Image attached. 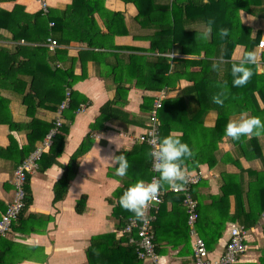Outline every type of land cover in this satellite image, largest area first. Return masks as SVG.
Wrapping results in <instances>:
<instances>
[{
    "label": "crops",
    "instance_id": "1",
    "mask_svg": "<svg viewBox=\"0 0 264 264\" xmlns=\"http://www.w3.org/2000/svg\"><path fill=\"white\" fill-rule=\"evenodd\" d=\"M45 1L47 13L43 11L41 0H0V16L4 11L11 16L18 4L23 8L19 11L18 18L30 21L26 14L42 11L47 15L50 9L63 12L73 3V0ZM164 2L167 3L166 0ZM204 2L207 3L208 0ZM104 6L123 16V24L116 27L122 31L121 34H115L113 39L111 35L105 36L102 40L106 44L105 48L89 46L87 40L80 37L67 44L58 43L53 49L49 47V41L41 43L49 48L47 61L37 65L47 73L43 87L47 89L48 86L59 85L61 91L62 84L65 83L61 77H49L51 67L65 73L73 71L74 76L85 74L83 79L67 88L79 92L87 98V102H80L85 107L79 111L74 110L72 120L67 117L70 111L64 116V128L68 126V129L67 132L60 131L64 146L57 162L45 169L38 168L30 174L28 183L33 202L18 221L14 222L11 230L0 238V264H136L134 256L128 254L127 243L123 241L125 236L122 232L124 226L119 218L121 215H116L114 211L118 205L122 208L119 204L120 197L130 185L141 180L149 181L146 179L150 173L149 148L140 143L137 136L144 131L150 107L163 90L167 94L164 100L166 105L164 102L163 104L168 134L187 143L192 155L196 154L198 157L184 158L182 168L186 175H201L193 192L200 210L196 228L198 235L207 244L210 258L217 259L222 254L229 240L231 227L240 223L248 225V249L234 264H261L264 256V211L255 224H248L243 219L233 221L232 217L236 215L237 209L243 216L241 201L244 212H249V190L255 180L253 173H264V134L258 137L260 148L250 145L252 137L245 138L248 156L245 155L241 147L225 135V125L229 120H238L241 113L229 108L231 114L226 116L225 122L221 114L224 110L223 103L215 104L212 101L214 95L221 91L223 93L224 90L219 87L218 91H200L205 87L200 83L204 73L202 61H207L208 57L223 60V46L220 55L214 49L209 56L205 53L206 46L200 49L199 54L194 51L185 54L179 45H173L167 52L153 51L150 36L155 33L156 28L149 22L145 25L138 19L139 9L135 3L104 0ZM230 8L226 21L231 23L236 34H243L249 40L259 35L253 50L261 54L257 64L258 71L263 72L264 47L260 48L259 42L264 39V0L231 1ZM195 11L191 17L186 16V27L197 29L201 33L208 31V36L203 41L206 43L211 40L212 28L204 14ZM94 15L99 26L105 29L107 12H96ZM209 18L219 22L222 21L223 14H217L214 20L213 15ZM6 19H10L13 24L12 17L7 16ZM51 22L47 24L49 27L52 26ZM0 31L4 36L0 38V45L13 48L16 42L28 44L25 40H13L8 28L3 27ZM100 39L101 37L96 38L97 41ZM112 43L128 49H113ZM57 50L62 52L58 54ZM245 50V45H237L232 52V60L239 61ZM132 56H144L147 61L167 58L171 65L169 77L173 79V83L159 90H153L142 82L138 83L139 77L145 81L143 68L140 67L138 71L134 66V69L124 67L134 65L130 60ZM192 61L196 63H190ZM114 69L117 70L121 85L129 89L127 102L115 105L116 110L112 112L114 116L102 119L101 108L107 102L114 101L117 95L118 81L115 79ZM219 72L222 76L224 69L221 68ZM153 82L157 86L158 77ZM14 86L13 76L8 79L0 78V216L12 201V180L16 168L36 147L42 145L45 138H41L45 126L41 125L36 129L30 123L34 122L35 125V121L39 120L54 124L58 116V110L45 106H37L34 115L27 114V105L23 102V97L13 91ZM29 91L28 83L25 94ZM220 98L223 99L222 95ZM38 100H35L36 105ZM260 103L263 105L261 100ZM246 113L252 116L250 110ZM10 122L21 126L13 128ZM98 136L101 137L100 140ZM35 137H38L35 149L26 154L25 151ZM87 137L90 138L89 148L78 158L76 166L69 169L72 158ZM110 138L119 145V151ZM50 148L45 150V156ZM121 153L129 164L124 177L115 175V168L110 162L113 156ZM22 155L24 158L20 160ZM44 158L42 164L47 162V157ZM202 158L204 162L198 164ZM65 174L70 178L68 190L62 198L57 199L55 186ZM166 189V200L159 205V221L156 226V222L154 223L157 258L156 261L143 260L141 264H195V237L190 230L186 206L180 202L179 194L182 193L172 191L168 185ZM225 191L229 193L228 197L224 196ZM83 198L86 201L85 209L79 212L77 203ZM251 199L256 201V196L252 195Z\"/></svg>",
    "mask_w": 264,
    "mask_h": 264
},
{
    "label": "trees",
    "instance_id": "2",
    "mask_svg": "<svg viewBox=\"0 0 264 264\" xmlns=\"http://www.w3.org/2000/svg\"><path fill=\"white\" fill-rule=\"evenodd\" d=\"M125 1L133 2L137 5L139 9L138 19L143 24L146 25V22H149L156 28L155 33L150 36V39L152 40L151 50L153 51L163 50L164 52H167L173 47V45H179L182 52L185 54L192 53L190 51H194L195 54H199L200 49L206 46L204 48L205 53L209 56V54H213L214 49H217L218 55H220V50L223 46V60H217L215 58L208 57L207 61H202V65L204 66V73L200 83L205 87L201 88L200 91H218L219 87L224 90L222 95L224 110L221 112V114L223 115L225 122L227 121L226 116H229L231 114L229 108H232L233 110H235V112L238 113L248 112V110H250L252 116L259 117L262 121H264V71H258V64L248 65V67H250L253 71V76L249 79L248 83L243 87H235L232 83L233 76L231 73V68L233 63L238 62L232 60L231 58L234 48L237 45L241 44L245 45V52L250 51L253 50L255 44L259 40V35L255 39L249 40L246 37L244 38L245 35L243 34H236L231 23L226 21L231 10L230 2H236V0H208L207 3H205L204 0H166L167 3L164 2V0ZM80 6H84V8ZM207 8H210V10L207 11ZM22 9L23 8L17 4L15 6V9L11 12V16L7 11H4L3 15L0 16V30L3 27L8 28L9 30H11V37L13 40L19 42L20 40H25V42L29 44H21L16 42L17 44L13 48L0 45V78L8 79L9 76H13L15 78V86L13 91L23 97V102L27 105V114L34 115V111L37 109V106H45L48 109L56 111L58 110L61 101L65 98L67 87L71 88L73 86V83L77 80L83 79L85 77V74L74 76L73 71L65 73L64 71H61V69H53L51 67L49 77L53 79L61 77L65 83L62 84L61 91L59 90V85L48 86L49 88L47 89L43 87L42 83L46 79L47 73H45V71L40 69L37 65H39L41 62L47 61L49 48L45 47L41 43L49 41L51 38H53V36L58 37L56 40L59 44H67L72 39H78L80 37L84 40H87L89 46L105 48L106 44L102 41L105 36L111 35V38L113 39L115 34H121L122 31L118 30L116 27L120 24H123V16L120 12L107 10L104 6V0H73L72 5L63 12L50 9L47 15L42 11L35 14H26L30 21H24L23 18H18L19 11ZM195 10L201 11V13L204 14L207 23L209 20H211L209 18L210 15H213L214 20V18L217 17V14H223L222 21L216 22L215 20L211 24V40L207 41L206 43H203L205 39L201 37V32L199 30L189 29L186 27V16L191 17ZM96 12L100 14L107 12L108 16L105 17V21H107L105 29H102V27L99 26L98 21L94 15ZM7 16L12 17L13 24L15 23L14 25L12 24V22H10V19H6ZM3 19H6V21ZM49 21L54 22V25L49 27L47 25ZM43 25H45V27ZM223 28H227L229 30V34L226 37H221L219 35L220 30ZM80 34H84L85 36H82ZM3 37L4 36L0 31V38ZM97 37H101V39L97 41ZM111 46L113 49H128L123 46H117L114 43H112ZM58 52L61 53L62 51L57 50L56 53ZM130 60L134 65H124L125 68H133L132 66H134V68L138 71L140 67L143 68L145 81L139 77L137 81L138 83L142 82L144 83V85H146L147 87H151V89L153 90H159L161 87H165L173 83V79L169 77V70L171 68V65L167 58L159 57L158 60L147 61L144 56H132ZM181 62L184 63L185 61ZM187 62L188 61H186V63ZM190 63L196 62L192 61ZM213 63H216L218 65L215 70L212 67ZM221 68L224 69V73L222 76H220L219 72ZM114 74L115 79L118 81V86L116 89L117 95L114 101L107 102L101 108L100 117H102V119L106 116H114V114H112V112L116 110L114 106L118 104L124 105L127 102V93L129 89L121 85L117 77L116 69H114ZM155 77H158L159 81L157 82V86H155L153 82ZM28 83L30 84V91L25 94V88L27 87ZM253 97L254 104H252ZM37 98L39 100L38 104L36 105L35 100H37ZM149 100L150 99H148V101ZM248 100L250 103H248ZM260 100L263 102V105H261ZM80 102H87V98L82 96L79 92L71 90V104L70 107L64 111V116H66V113L70 111L71 113H67V117L72 120L74 118L73 114H75L74 110L79 109ZM164 103L166 105V101ZM152 106L153 105H151L150 107L151 109ZM159 116L162 123L161 138H163L169 135V127L167 125L168 121L164 117V104L160 109ZM102 119L99 120L98 123H100ZM10 125L11 127L16 129L21 126L16 122H10ZM30 125L31 127H34L36 129L42 127L41 125L45 126L41 138L45 137L49 130L54 126L53 123H45L39 120L35 121V125H37L36 127L34 125V122L32 124L30 123ZM67 129L68 126L64 128V125L61 128L63 132H67ZM245 138L246 137H241L240 140L234 141L241 147L243 153L248 156V154L246 153L247 151ZM252 138L253 139H251L250 145L254 146L255 148H260L258 137L254 136ZM37 139L38 137H35L31 140L29 149L25 151L26 154H29L35 149V142ZM63 139V135L60 132L55 135L48 155L45 156L46 154H43L40 160L39 168L45 169L57 162V158L63 151ZM89 142V137H87L85 141H83L79 148V151L72 158L70 162L71 167H69V169L76 166L78 158L82 156L89 148ZM142 144L148 146L145 143ZM148 148L150 150L149 146ZM25 152L24 157L26 155ZM259 155L262 156L261 152H259ZM191 156L195 157V159L198 158L196 154ZM24 157L22 155L20 160H22ZM44 157H47V162H45V164H42V162L44 161ZM203 162L204 158L200 159L198 164ZM151 163L152 158L150 159V164L148 165L150 173H148V178H146L149 181L153 174L151 170ZM253 174L255 177L253 185L255 184V186L251 185L249 190V212H244L243 202L241 201L240 210L241 213H243V216L240 215V212L237 209L236 215L232 217L233 221L243 219L248 224H255L258 221L260 214L264 211V173L256 172ZM29 176L30 175H28L27 179L30 178ZM69 179L70 178L68 177V174H65L63 178L56 184L55 193L57 199L62 198L67 193ZM182 185L183 183L180 184V186ZM166 187V183L163 184L162 188L166 189ZM25 190L27 194L26 206L22 214H24V212L33 202V197L28 180L27 185L25 186ZM225 192L226 194L224 196L228 197L229 193L227 191ZM167 194L168 193H166L164 197V201L166 200ZM180 195L181 194H179L180 202L183 204V195ZM252 195L256 196V201L251 199ZM85 202L86 201L84 198L78 201L77 210L79 212L84 211ZM118 206L117 208H115L114 213L116 215H121V217L119 218H121L120 220L123 226L126 225L127 221L130 218H136L133 213ZM160 214L161 208L159 206L157 210V221L155 223V226L159 221ZM123 241L126 242V237L123 238ZM127 246L129 249L128 254L130 256H134L136 264H141L143 260L138 258L135 246L128 243ZM261 261V264H264V256Z\"/></svg>",
    "mask_w": 264,
    "mask_h": 264
},
{
    "label": "built area",
    "instance_id": "3",
    "mask_svg": "<svg viewBox=\"0 0 264 264\" xmlns=\"http://www.w3.org/2000/svg\"><path fill=\"white\" fill-rule=\"evenodd\" d=\"M42 1V8L44 13L48 12L47 3ZM54 25V22H51ZM58 45L56 39L49 40V47L53 49ZM259 47H264V39L259 42ZM65 98L61 101L58 108V116L54 122V126L46 134L41 146L25 158L22 163L16 168L13 176L14 195L12 201L9 202L7 209L0 216V238L5 236L12 228L14 222L18 221L25 206H26V190L27 178L34 170L40 166V160L45 150L52 146L53 139L56 134L61 131L64 125V111L70 107L71 104V89L66 90ZM166 90L161 91L154 100L152 109L149 113L147 125L142 133L137 136L140 143L147 144L150 149L155 147L161 139V119L159 116L160 109L163 107V102L166 98ZM85 104L80 105L79 110L84 109ZM152 177L158 178L159 174L153 169L151 163ZM186 183L179 186L172 191L183 195V204L186 206L188 212V223L191 233L195 237L194 242V256L195 264H234L247 251V236L249 229L244 224H235L230 229V237L227 241L224 251L217 259H211L205 240L197 233L196 224L199 219V205L194 196L193 187L199 183L201 175L198 173L187 175ZM149 181V182H150ZM167 190L161 188L158 193L156 201L148 205L143 219L130 218L123 228V235L126 237L128 244L134 245L137 256L141 260H155L157 258V250L155 243L154 223L157 220V210L159 205L164 201Z\"/></svg>",
    "mask_w": 264,
    "mask_h": 264
},
{
    "label": "clouds",
    "instance_id": "4",
    "mask_svg": "<svg viewBox=\"0 0 264 264\" xmlns=\"http://www.w3.org/2000/svg\"><path fill=\"white\" fill-rule=\"evenodd\" d=\"M213 23L208 21L209 27ZM229 34L227 28L220 30L219 35L226 37ZM206 39L208 31L200 34ZM261 59V54L256 50L246 51L243 57L236 63H233L231 73L233 76V86L243 87L253 76V71L248 65H255ZM215 70L218 65L213 63ZM223 93L214 95L212 101L215 104H222L220 96ZM264 134V121L259 117L249 116L246 112L240 114L238 120H229L225 127V135L233 140H240L241 137L251 138L253 136L260 137ZM99 140H100V136ZM114 142L113 138H110ZM116 148L119 151V145L116 143ZM148 155L152 158V167L159 174L158 178H153L150 182L137 181L130 185L122 194L119 200L120 206L133 213L137 219H143L146 209L149 204L157 200L158 193L163 184H167L169 188L176 189L181 183L187 182V175L182 168L183 160L192 155L189 145L178 137L172 135L165 136L160 139L155 147L151 148ZM115 168V175L124 177L127 174L129 164L123 153L113 156L110 161Z\"/></svg>",
    "mask_w": 264,
    "mask_h": 264
}]
</instances>
